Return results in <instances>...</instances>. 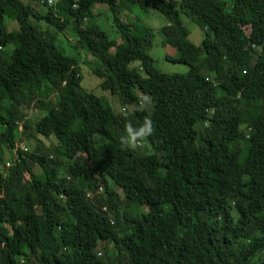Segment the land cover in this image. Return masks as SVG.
<instances>
[{
  "label": "trees",
  "instance_id": "obj_1",
  "mask_svg": "<svg viewBox=\"0 0 264 264\" xmlns=\"http://www.w3.org/2000/svg\"><path fill=\"white\" fill-rule=\"evenodd\" d=\"M29 1L0 0V264H264V0ZM151 9L158 35L121 19ZM154 44L185 70L157 69ZM146 117L148 144L122 149L125 125Z\"/></svg>",
  "mask_w": 264,
  "mask_h": 264
},
{
  "label": "rangeland",
  "instance_id": "obj_2",
  "mask_svg": "<svg viewBox=\"0 0 264 264\" xmlns=\"http://www.w3.org/2000/svg\"><path fill=\"white\" fill-rule=\"evenodd\" d=\"M20 1L23 2L24 4H29V5L31 4V1L29 0H20ZM226 7H227L226 9L230 8L229 3H227ZM97 10H98V15H96V17L94 18V22L103 29V31L107 34L108 38L112 39L110 52L114 53L116 51H120L121 41L119 37L117 36L118 33L115 31V28L113 26L111 12L109 10H106V6L102 4H97L95 6L94 12H96ZM103 10L105 11L103 12ZM37 12L40 15H46L47 16L46 18L48 19V21L54 24L55 27L59 25V21L61 17L54 15L53 13L46 14L45 12H41V11H37ZM134 16L135 18L141 20L140 22L147 23L148 26L152 28L153 33L155 35H158L159 28L165 23L164 17L160 13L152 9L150 10V15H148V17H146L143 13H137V14L132 13L131 14V13H128L127 11H123V15L121 14V19L123 21L131 22L132 26L135 27V23H133ZM184 24L189 29V39L192 40V42L198 43L202 35L201 30L198 27V25L195 22H192L188 19L184 20ZM6 25L9 30H16V24L14 21H7ZM177 34H178L177 31L171 32V35L169 36L170 43L172 39H174V37L177 36ZM75 41H76V35L69 26L68 27L66 26L60 29V33H58V35L56 36V43L58 47L61 48L60 50L64 54H68L71 51L72 49L71 47L75 44ZM173 51H174L173 48L169 46L161 47L159 45L154 44L148 52H149V55L153 59L154 66L160 71L167 72V73L183 72L185 70L184 65L174 63L172 61L170 62L165 59V55L166 54L171 55ZM88 60L91 61L92 58L90 57L88 58ZM80 73H81V84L86 88L93 87L94 81L96 79L92 76V74H90V72H88V70L83 65H80ZM113 104L116 107H118V104L116 103H113ZM24 112H25V115L33 121L39 119L40 116L42 115V111H37L32 108H25ZM44 124L49 127V123L44 122ZM42 141H43L44 146H46L49 143H54V146L58 147L57 142L53 138H50V139L42 138ZM32 147H33L32 141L26 144L24 143L23 145V148H27V150H31ZM141 210L146 211L147 209L145 207H141ZM118 224L121 227L120 229L122 230V228H124L123 223L121 222ZM125 230L127 231V229ZM102 245L107 247V245L105 244H101V246Z\"/></svg>",
  "mask_w": 264,
  "mask_h": 264
},
{
  "label": "clouds",
  "instance_id": "obj_3",
  "mask_svg": "<svg viewBox=\"0 0 264 264\" xmlns=\"http://www.w3.org/2000/svg\"><path fill=\"white\" fill-rule=\"evenodd\" d=\"M20 129L21 127L19 125L18 130ZM125 133L126 135L120 137L122 149H136L137 147L144 146L148 144L149 137L155 133L154 122L150 117H146L138 127H134L131 122H128L125 125ZM23 145V142H16L12 149L14 151L18 148L25 150ZM6 158L5 166L7 167L12 163V160L8 157ZM85 196L89 199L91 196L90 192L86 191Z\"/></svg>",
  "mask_w": 264,
  "mask_h": 264
},
{
  "label": "built area",
  "instance_id": "obj_4",
  "mask_svg": "<svg viewBox=\"0 0 264 264\" xmlns=\"http://www.w3.org/2000/svg\"><path fill=\"white\" fill-rule=\"evenodd\" d=\"M52 1H54V0H46V2H47L48 4H51Z\"/></svg>",
  "mask_w": 264,
  "mask_h": 264
}]
</instances>
